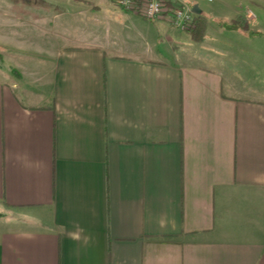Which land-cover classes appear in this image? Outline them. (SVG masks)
Returning <instances> with one entry per match:
<instances>
[{
    "label": "crops",
    "instance_id": "0c3cea01",
    "mask_svg": "<svg viewBox=\"0 0 264 264\" xmlns=\"http://www.w3.org/2000/svg\"><path fill=\"white\" fill-rule=\"evenodd\" d=\"M78 1L0 0V48L60 5L123 33L41 44L19 77L0 65V264H264V97L170 19ZM182 3L206 20L194 44L264 58V0Z\"/></svg>",
    "mask_w": 264,
    "mask_h": 264
},
{
    "label": "rangeland",
    "instance_id": "374dc122",
    "mask_svg": "<svg viewBox=\"0 0 264 264\" xmlns=\"http://www.w3.org/2000/svg\"><path fill=\"white\" fill-rule=\"evenodd\" d=\"M78 3L83 5L89 4L88 1L85 0H80ZM207 4L209 6L214 5L212 3ZM57 10L60 13L54 21L51 20V17L47 18L45 16V29L43 31H37L36 28L29 25L30 27L27 29L17 32L26 39L22 41V47H15L13 49L0 48V54L2 56L0 65L3 69L8 71L12 70L18 77L21 76L20 73L25 75L26 72L32 71L35 66L28 65V63H30V61L32 62L35 58L42 57L43 51L40 49L41 44H48L56 40L81 41L89 36H93V34L105 39L108 35L112 37L113 34H123L118 32L120 29L116 27L117 23L111 20V18L106 17L103 12L101 14L68 15L67 12L70 11V9L64 5H60ZM46 19L48 21L50 20V23H48ZM47 24H49L48 28H46ZM20 26L27 27L24 23ZM137 29L139 31L142 30V36H146V31L143 26H139ZM15 33L13 32V34ZM26 42L28 43L27 45L25 44ZM177 43L178 42L172 40L170 44L178 48L180 46ZM182 44V48L187 50L188 54H190L191 51H198L209 55L211 60H198L199 64L211 66L225 74L228 73L230 76H236L238 79L236 83L247 87L249 94L252 92L264 97V58L258 59L259 61L257 62H252L249 58H245L244 55H242L244 51L240 48H231V46L221 42L214 45L209 43L199 45L194 44L191 40H187L185 43L182 42ZM249 48L250 47H247V49ZM253 48L256 49L254 45L252 46V49ZM257 49L261 50L259 47H257ZM235 54H239L242 57H236L237 55L235 56ZM229 56L231 59L228 58ZM250 59L252 60L253 58L251 57ZM228 61H231L233 64H228ZM42 64L44 66L43 61ZM27 67L28 69H26ZM254 89L258 91H253Z\"/></svg>",
    "mask_w": 264,
    "mask_h": 264
},
{
    "label": "built area",
    "instance_id": "2783aa9c",
    "mask_svg": "<svg viewBox=\"0 0 264 264\" xmlns=\"http://www.w3.org/2000/svg\"><path fill=\"white\" fill-rule=\"evenodd\" d=\"M119 8L131 10L150 20L167 18L179 28L187 29L194 17V12L185 3L171 7L169 0H112Z\"/></svg>",
    "mask_w": 264,
    "mask_h": 264
},
{
    "label": "trees",
    "instance_id": "16d2710c",
    "mask_svg": "<svg viewBox=\"0 0 264 264\" xmlns=\"http://www.w3.org/2000/svg\"><path fill=\"white\" fill-rule=\"evenodd\" d=\"M232 25L236 26L250 37H257L263 35V32L251 29L250 26L248 25V22L241 18L232 21ZM186 30L190 34L191 39L194 40V42L195 41L200 42L204 40L206 36L205 18H203L202 16L194 17V19L191 21L190 25ZM0 60H2L1 54H0Z\"/></svg>",
    "mask_w": 264,
    "mask_h": 264
}]
</instances>
